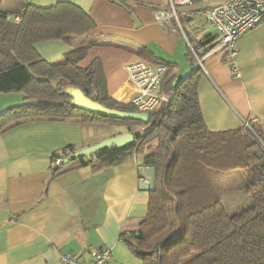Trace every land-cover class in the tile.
<instances>
[{
  "label": "crops",
  "instance_id": "1",
  "mask_svg": "<svg viewBox=\"0 0 264 264\" xmlns=\"http://www.w3.org/2000/svg\"><path fill=\"white\" fill-rule=\"evenodd\" d=\"M57 1L1 0L0 10L15 16L26 4L49 6ZM71 1L96 27L87 38L71 43H36L34 50L43 60L58 63L80 43L94 44L78 66L99 59L108 95L121 103L132 93L125 71L132 60L165 62L178 79L197 71L198 101L208 131L244 129L248 123L264 130V20L240 36L230 60L217 36L207 44L197 43L214 32L201 20H182L183 31L174 22L161 26L154 12L166 10L167 0ZM188 38L196 43L198 56L190 54ZM197 60L203 67H197ZM159 92L165 95L161 87ZM23 102L22 94L0 93V113ZM126 132L124 127L77 119L35 118L0 133V264H61L59 256L65 251L87 260L102 247L112 250V262L141 264L120 238L147 213L148 192L137 183L141 156L98 172L74 160L54 173L57 167L52 164L69 148L80 150Z\"/></svg>",
  "mask_w": 264,
  "mask_h": 264
},
{
  "label": "trees",
  "instance_id": "2",
  "mask_svg": "<svg viewBox=\"0 0 264 264\" xmlns=\"http://www.w3.org/2000/svg\"><path fill=\"white\" fill-rule=\"evenodd\" d=\"M17 15L15 21L0 10V93L22 94L24 102L0 113V133L35 118L124 127L134 136L131 144L75 161L98 172L141 156L142 164L153 169L147 213L120 236L141 264H264V130L248 123L244 129L208 131L198 101L197 71L175 81L165 62L159 63L166 69L160 87L169 102L149 111L147 122L79 109L71 102L72 88L106 108L137 111L130 103L109 97L99 59L85 68L78 66L94 44L80 43L58 63L46 62L34 50L38 42L87 38L96 24L71 0L49 6L26 4ZM212 33L197 43L214 41ZM69 150L63 152L61 163L77 151ZM210 170H239L251 206L227 213Z\"/></svg>",
  "mask_w": 264,
  "mask_h": 264
},
{
  "label": "built area",
  "instance_id": "3",
  "mask_svg": "<svg viewBox=\"0 0 264 264\" xmlns=\"http://www.w3.org/2000/svg\"><path fill=\"white\" fill-rule=\"evenodd\" d=\"M154 17L161 26L174 22L180 31H183L182 20H201L213 29L219 45L232 60L240 36L264 20V0H167L166 10H156ZM13 19L18 21L19 15L13 16ZM196 65L203 67L198 60ZM232 70L238 77L235 65ZM125 71L132 88L126 103L133 105L137 111L148 113L169 102V98L159 92L166 71L163 64H152L137 58L125 65ZM52 164L60 167L61 159H54ZM137 183L139 189L147 192L154 186L153 169L142 162L137 166ZM59 257L61 264H120L112 262L113 253L108 247L94 250L87 260L68 251L61 252Z\"/></svg>",
  "mask_w": 264,
  "mask_h": 264
},
{
  "label": "water",
  "instance_id": "4",
  "mask_svg": "<svg viewBox=\"0 0 264 264\" xmlns=\"http://www.w3.org/2000/svg\"><path fill=\"white\" fill-rule=\"evenodd\" d=\"M178 78L175 79L177 81ZM71 102L77 108L99 114L104 117L114 118V119H127V120H138L141 122H147L148 113L140 111H122L116 109H109L102 106L100 103L95 102L88 98L80 89L72 88L70 90ZM134 140L132 132H126L122 134L115 135L110 138H106L94 145L84 147L73 153H70L63 160L61 165L68 164L78 158L90 159L93 154L101 151L105 148L110 147H124L131 144Z\"/></svg>",
  "mask_w": 264,
  "mask_h": 264
},
{
  "label": "rangeland",
  "instance_id": "5",
  "mask_svg": "<svg viewBox=\"0 0 264 264\" xmlns=\"http://www.w3.org/2000/svg\"><path fill=\"white\" fill-rule=\"evenodd\" d=\"M8 14L13 15V13ZM182 24H184V22ZM213 34L214 33H212V35ZM216 39L217 38H215V40ZM190 47L191 54L194 55V57L197 56L196 52L194 51V48H196V43L190 41ZM12 94L15 93L12 92ZM210 177L212 184L216 189V193L227 213H236L251 206L252 197L246 192L244 188V177L239 170H233L229 172L223 170H210Z\"/></svg>",
  "mask_w": 264,
  "mask_h": 264
}]
</instances>
